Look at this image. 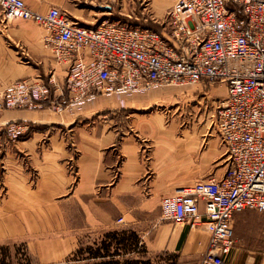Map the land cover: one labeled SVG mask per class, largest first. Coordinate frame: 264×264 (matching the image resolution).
I'll list each match as a JSON object with an SVG mask.
<instances>
[{"label":"crops","instance_id":"obj_1","mask_svg":"<svg viewBox=\"0 0 264 264\" xmlns=\"http://www.w3.org/2000/svg\"><path fill=\"white\" fill-rule=\"evenodd\" d=\"M24 1L40 11L58 6L71 20L93 25L100 18L132 13L157 22L173 0H149L146 6L142 0ZM39 28L30 20L0 22V88L21 77L64 81V64L52 58ZM213 83H194L203 92L198 102L212 107L210 115L189 116L191 101L178 102L168 95L164 103L149 90L132 97L101 91L75 111L55 112L46 104L0 110V124L26 122L31 127L19 140L0 145L5 185L3 192L0 189V242L51 230L69 235L37 243L34 249L53 260L76 226H100L117 215L134 219L136 208L155 219L151 238L139 234L149 257L160 254V264L197 263L206 250L207 234L161 220L156 208L161 196L198 179L221 176L227 167V149L212 116L226 89L223 83ZM222 87L225 95L220 98L212 90L220 92ZM53 91L59 93V85ZM71 218L77 219L74 224L67 220ZM232 224L234 244L224 264H264V213L237 211Z\"/></svg>","mask_w":264,"mask_h":264},{"label":"built area","instance_id":"obj_2","mask_svg":"<svg viewBox=\"0 0 264 264\" xmlns=\"http://www.w3.org/2000/svg\"><path fill=\"white\" fill-rule=\"evenodd\" d=\"M16 19L43 30L44 45L64 64L65 78L62 84L51 77L9 81L0 88V110L46 104L61 111L101 91L124 97L199 81L225 85L212 115L227 149L225 171L159 202L161 220L207 234L195 264H224L234 244V213H264V0H173L157 19L160 30L119 18L85 25L55 5L40 11L24 0H0V22ZM2 130L18 139L30 125L16 122Z\"/></svg>","mask_w":264,"mask_h":264},{"label":"rangeland","instance_id":"obj_3","mask_svg":"<svg viewBox=\"0 0 264 264\" xmlns=\"http://www.w3.org/2000/svg\"><path fill=\"white\" fill-rule=\"evenodd\" d=\"M117 1H120V0H117ZM146 2L148 4L149 0H146ZM144 4H145V2H144ZM166 10H167V8H166ZM62 11L67 16H69V12L67 10H62ZM148 12H149V10L143 9L144 14H147ZM133 15L134 14L132 13V17H127V18H124L121 15V17H118V18H120L121 21L124 20V22H126L127 24H131V25L137 24V23L143 24L146 21H150V20L153 22H156V21L152 20V18H147V20H142L140 18H136V17H139V15H137V16H133ZM118 18L113 17V19H118ZM101 19L102 18H100L98 20V22H100ZM108 19L112 20L111 18H108ZM35 25H37V24H35ZM213 84H214L213 87H215L216 83H213ZM217 86H216V88H217ZM198 89H199V86H196L195 84H188V85L160 86V87L152 88L149 91H155L157 94H154V96L157 97V100L162 98V99H160V101H164V103H166V101H165L166 99H163V96L166 97L168 95H172V100H173V98L178 99V102H180L182 100L186 101V102L191 101L192 104H194V105H192L190 107V111L188 114L189 116L197 115L199 113H205L208 115V113L210 111H212V107H210L209 105H204L205 102H203L202 104L200 102H198L199 95L203 93V92H199ZM217 90L219 91V88ZM212 91H214L215 94L219 95L220 98H222L225 95L224 87H222V91H220V92H216L215 90H212ZM133 95H129L127 97H132ZM188 98H190L191 100H188ZM92 99H94V97ZM92 99H90V100H92ZM86 103H84L83 105H80V106L79 105H75V106L69 105L65 109H63L61 111H57V112L79 110V109L83 108ZM204 106H206V107H204ZM53 111H55V110H53ZM209 115H210V113H209ZM13 124H14L13 122L7 123V124H0V128H6L9 125H13ZM15 124H16V122H15ZM15 140H19V138L16 139L13 135H10L7 130H2L0 132V145L1 144L7 145L9 143L11 144ZM0 165H2V164H0ZM2 172H3V168H0V189L3 192V190H5V185L2 183V179H1V177L3 176ZM159 202H160V200H159ZM132 213H134V215H135L134 219H128L125 216L117 215L116 217H114L112 219H108V221L106 223L103 222V224L100 226L86 227V228H81L79 226H76L74 228L75 232L72 234V238H71L70 242L66 243L64 248L63 247L59 248L58 251H56V255H59V257H57V259L46 260L43 256H41V251H39L38 247L36 249H34L37 246V243L40 242V240L61 241L63 238L69 236V235H66L64 233L56 232L53 230L49 231L47 234H44V235H35V234L26 233V234H23L21 236L8 238V239L4 240L5 242L1 240V242H0V257H2L4 252H5L4 249L2 248V246H7V250L5 252V253H7L6 255L8 256L7 259L9 261L11 260L15 263L16 259H14V257H13V253L15 251V248L18 246V244H24V247L26 248L27 253L31 257L32 264H65L66 255L73 249V247L76 246V244L79 241L90 243L94 239L99 238L101 236L102 232H104L106 230L130 226V227L136 228L140 232L139 234H144L147 239L151 238L153 235L154 228H155L154 224H156L154 217H152L153 215L144 216V215H142V211L136 210V208L134 209V211H132ZM156 214L160 217L159 205L156 208ZM119 217H122L123 221H118ZM67 220L69 222L71 221V223L74 224L77 219L71 218V220L70 219H67ZM174 224H176V223H174ZM57 245H58V242H57ZM159 255L160 254L155 255L153 257V261H157ZM21 258L24 259L23 254H22Z\"/></svg>","mask_w":264,"mask_h":264},{"label":"trees","instance_id":"obj_4","mask_svg":"<svg viewBox=\"0 0 264 264\" xmlns=\"http://www.w3.org/2000/svg\"><path fill=\"white\" fill-rule=\"evenodd\" d=\"M151 23V24H150ZM147 25L156 30L161 26L153 21ZM6 252L7 246H2ZM24 249V250H23ZM0 257V264H32L24 244H18L13 253L15 263L6 255ZM22 254L24 259L21 258ZM19 260V261H18ZM65 264H160L147 255V249L139 233L131 227L110 229L102 232L99 238L90 243L79 241L77 247L68 255Z\"/></svg>","mask_w":264,"mask_h":264},{"label":"bare ground","instance_id":"obj_5","mask_svg":"<svg viewBox=\"0 0 264 264\" xmlns=\"http://www.w3.org/2000/svg\"><path fill=\"white\" fill-rule=\"evenodd\" d=\"M44 218V217H43ZM47 229V228H46Z\"/></svg>","mask_w":264,"mask_h":264}]
</instances>
